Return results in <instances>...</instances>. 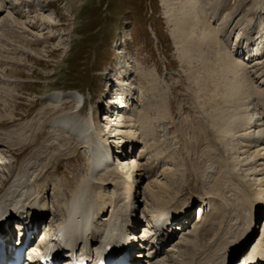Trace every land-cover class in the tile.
Returning <instances> with one entry per match:
<instances>
[{
  "label": "bare ground",
  "instance_id": "1",
  "mask_svg": "<svg viewBox=\"0 0 264 264\" xmlns=\"http://www.w3.org/2000/svg\"><path fill=\"white\" fill-rule=\"evenodd\" d=\"M161 1L178 57L211 119V145L220 153L203 171L204 192L196 210L192 211L186 199L170 205L179 200L181 192L173 190L174 179L169 170L160 174L162 181L144 183L151 172L149 169L147 174L144 164L138 161L144 158V149L137 158L130 157L126 149H134L139 143L135 123H139L142 135L147 134L151 124L146 123L147 114L138 108L137 98L130 95L134 71L126 74L129 62L125 63L122 55L121 65L115 66L117 71L110 75L113 88L108 87L109 95L100 101L105 112L97 120L98 126L92 114H80L84 103L80 92H51L44 98L55 116L46 126L43 124L50 132L45 148H35L33 154L14 166L12 159L0 150V242H17L23 225L14 224L13 220L26 213L25 227L34 229L29 245L39 243L54 255H58L60 243L71 246V251L76 248V255L87 259L100 254L107 245L115 249L137 245L129 257L132 264H241L243 259L247 264H264V56L257 57L264 51V18L257 23L261 32L255 38L249 27L252 19L246 18L253 9H259L260 15L264 3L233 20L235 14L219 17L220 6H212L219 0ZM3 7L5 1L0 0V11ZM3 14L0 17L5 22L11 12ZM42 18L53 23L52 13L43 14ZM245 21L249 24L245 36L238 33L232 49L230 38ZM219 34L221 37L217 38ZM125 42L123 39L119 43L116 53L124 52ZM70 102L71 108L63 106ZM163 106L168 113L165 102ZM33 142L31 137L27 143ZM5 144L19 147L0 139V145ZM77 148L86 152L85 176L72 189L67 183L54 184L49 198L46 188L42 190L51 183L45 178L48 170H55L57 160L69 158ZM232 200L238 203L235 208ZM197 208L201 214H197ZM190 209L193 220L199 215L198 220L192 227L185 225L176 232L172 222L190 218ZM223 209L227 213L219 223L220 238L216 241V237L211 239L206 234L214 235L217 224L207 222L209 226L205 228L203 222L208 215L223 217ZM42 222L44 235H39ZM185 222L179 225L184 226ZM143 242H147V249ZM144 250L147 253L142 254ZM150 253L155 254L147 259ZM66 256L69 259L61 264H69L73 257L72 253ZM27 258L31 259L30 254Z\"/></svg>",
  "mask_w": 264,
  "mask_h": 264
},
{
  "label": "rangeland",
  "instance_id": "2",
  "mask_svg": "<svg viewBox=\"0 0 264 264\" xmlns=\"http://www.w3.org/2000/svg\"><path fill=\"white\" fill-rule=\"evenodd\" d=\"M4 1L6 7L2 8L0 15L4 13L5 16L9 11L11 16L5 22L0 17V139L19 147L5 144L0 145V150L6 158L12 159V166L28 154H33L35 148L41 150L48 144L50 132L45 126L55 116V112L44 97L51 92H80L84 97L80 114H92L94 124L98 126L97 120H101L105 112L100 101L109 95V88H113L110 77L117 71L115 66L121 65L119 61L123 60L124 55L125 63L129 62L126 74L134 71L130 95L137 98L138 108L147 114L146 123L151 124L147 134L142 135L139 123H135L139 143L134 149L129 146L126 149L132 158H137L144 149V158L138 161L144 164L147 174L151 169L144 183L162 181L160 174L169 170V175L173 174V190L181 192L180 201H173L170 205L186 199L187 205L191 204L192 211H195L204 192L203 171L212 157L218 158L220 153L213 143L211 145L210 140L214 138L211 130H208L212 129L211 119L206 106H202V101L195 94L197 88L194 81L188 79L186 67L178 57L164 18L162 1ZM259 3L263 5L264 2L219 0L212 6H220L219 17L235 14L233 20H236L245 15L249 8L258 7ZM42 13H52L53 23L44 20ZM246 18L252 19L249 26L252 35L261 32L257 23L264 18V11L259 15V9H253ZM214 24H217V20ZM248 25L245 21L232 34V49L237 34L245 36ZM24 28L29 31H24ZM220 37V34L217 35V38ZM123 39L126 41L122 45L124 52L116 53ZM263 54L264 51L257 57ZM134 69H137L136 73ZM164 102L168 107L166 114ZM258 105L256 107L259 109L261 104ZM63 106L69 109L72 102ZM252 112L250 110L249 113ZM31 137L35 140L34 144L27 143ZM75 151L69 158H59L55 170H48L49 174L45 178H49L51 183L42 190L46 188L49 198L52 197L54 184L67 183L72 189L85 176L86 152L84 148ZM238 198L240 202L241 196L238 195ZM230 203H233L234 208L238 204L233 200ZM223 210V217L208 215L207 212L208 216L203 222L205 228L209 226L207 222L214 221L217 224H214V235L212 232L206 234L211 239L216 237V241L220 238L217 234L219 223L227 213ZM220 216V220H215Z\"/></svg>",
  "mask_w": 264,
  "mask_h": 264
}]
</instances>
